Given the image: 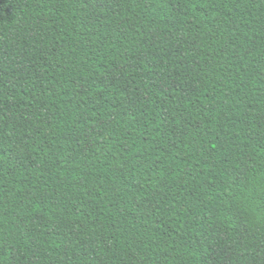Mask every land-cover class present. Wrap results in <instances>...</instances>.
<instances>
[{
    "label": "trees",
    "instance_id": "1",
    "mask_svg": "<svg viewBox=\"0 0 264 264\" xmlns=\"http://www.w3.org/2000/svg\"><path fill=\"white\" fill-rule=\"evenodd\" d=\"M0 264H264V0H0Z\"/></svg>",
    "mask_w": 264,
    "mask_h": 264
}]
</instances>
